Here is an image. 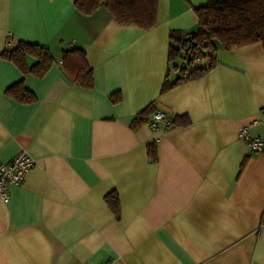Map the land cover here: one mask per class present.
<instances>
[{
  "label": "crops",
  "instance_id": "1",
  "mask_svg": "<svg viewBox=\"0 0 264 264\" xmlns=\"http://www.w3.org/2000/svg\"><path fill=\"white\" fill-rule=\"evenodd\" d=\"M206 3L157 0L142 30L74 0H0V163L21 149L36 160L0 199V264H264V153L240 136L248 124L264 141V46L216 42L213 68L162 92L185 64L169 61L170 33L194 35ZM20 41L50 50L43 76L2 57ZM71 47L92 88L64 71ZM19 81L34 101L7 94ZM148 105L176 122L133 129Z\"/></svg>",
  "mask_w": 264,
  "mask_h": 264
},
{
  "label": "trees",
  "instance_id": "2",
  "mask_svg": "<svg viewBox=\"0 0 264 264\" xmlns=\"http://www.w3.org/2000/svg\"><path fill=\"white\" fill-rule=\"evenodd\" d=\"M76 9L84 14H92L98 8H106L112 17L120 24L136 26L142 30H150L156 25L157 0H74ZM198 17L196 33L186 39L176 31L170 33L169 61L183 59L181 50L191 44L194 49H207L206 61L192 65L187 61L180 68L181 76L173 83L165 80L162 92L182 80L199 77L214 67V52L216 42L221 48L230 50L250 43H261L264 46V0H207L203 6L194 7ZM36 58V63L28 67L26 56ZM2 57L13 61L24 73L43 76L53 63L50 50L37 43L20 41L16 47L3 51ZM62 67L67 76L75 83L85 88L94 86L93 71L86 61L82 48L71 47L62 52ZM191 66V68L189 67ZM7 94L21 102H32L35 94L29 90L23 81L16 82L6 90ZM117 102L120 94L111 95ZM153 112L152 105H148L133 120V129L149 122L147 115ZM172 120V124L175 123ZM186 121L184 123H187ZM149 155L156 159L155 145L149 144ZM107 203L114 213L118 214V197L115 194L106 196Z\"/></svg>",
  "mask_w": 264,
  "mask_h": 264
},
{
  "label": "built area",
  "instance_id": "3",
  "mask_svg": "<svg viewBox=\"0 0 264 264\" xmlns=\"http://www.w3.org/2000/svg\"><path fill=\"white\" fill-rule=\"evenodd\" d=\"M193 34L188 33L185 38H191ZM209 51L207 49H194L191 44L186 45L182 51L184 59L192 65L204 63L206 55ZM149 124L153 128L171 127L172 120L165 116L160 111H154L149 118ZM249 125L245 124L241 127L240 136L248 139L249 149L251 152L264 153V141L260 139H251L248 134ZM36 160L31 156L27 150L21 149L9 161L0 163V199L7 202L9 199V187L11 185L20 184L26 173L35 165ZM102 264H109L108 262Z\"/></svg>",
  "mask_w": 264,
  "mask_h": 264
},
{
  "label": "rangeland",
  "instance_id": "4",
  "mask_svg": "<svg viewBox=\"0 0 264 264\" xmlns=\"http://www.w3.org/2000/svg\"><path fill=\"white\" fill-rule=\"evenodd\" d=\"M180 61L184 62L185 65L187 66V62H186V60L184 58H183V60H180ZM180 61H177V63L180 64ZM189 67L191 68V66H189Z\"/></svg>",
  "mask_w": 264,
  "mask_h": 264
}]
</instances>
